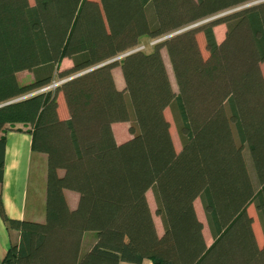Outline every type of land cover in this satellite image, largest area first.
Listing matches in <instances>:
<instances>
[{"label":"trees","instance_id":"obj_1","mask_svg":"<svg viewBox=\"0 0 264 264\" xmlns=\"http://www.w3.org/2000/svg\"><path fill=\"white\" fill-rule=\"evenodd\" d=\"M252 1L0 0V183L7 130L30 133L32 149L47 157L43 222L8 217L0 194V217L20 233L2 264H264V245L248 213L253 204L264 238V1L233 10ZM229 10L149 52L97 66L144 37H164ZM219 24H225L221 42L213 31ZM64 58L72 65L60 69ZM116 65L123 89L112 76ZM55 66L66 79L95 68L27 94L50 84ZM20 71L31 72L33 80L19 83ZM63 101L67 118L59 111ZM166 108L179 122V151ZM114 122H128L129 139L116 143ZM66 189L78 193L75 208ZM86 231L95 241L81 253Z\"/></svg>","mask_w":264,"mask_h":264},{"label":"crops","instance_id":"obj_2","mask_svg":"<svg viewBox=\"0 0 264 264\" xmlns=\"http://www.w3.org/2000/svg\"><path fill=\"white\" fill-rule=\"evenodd\" d=\"M215 30L218 32L224 30L223 24L217 25L214 28V32ZM215 37L218 42L217 32ZM62 62V69L72 65V61L68 58H64ZM112 76L116 87L123 89L125 84L119 65L112 68ZM62 116L67 118V112H63ZM128 125V122H114L111 124L116 143L124 142L130 138L126 130ZM21 128L25 130L29 127L22 125ZM5 137L3 176L0 183V194L4 211L8 217L13 219L43 222L45 220L46 200V154L32 149V137L27 131L7 130ZM64 194L69 206L75 208L78 201V193L66 189ZM146 198L152 212L156 231L158 235H161L163 233V225L160 217L157 215L156 219L153 213V209H156V201L152 189L146 191ZM196 199L194 200V208L199 219V210L195 205ZM19 235L18 230H8L0 217V264H2L10 243L18 241ZM94 241V232H84L80 252L84 253L87 251ZM120 264H152V262L149 259H144L140 263L121 262Z\"/></svg>","mask_w":264,"mask_h":264},{"label":"rangeland","instance_id":"obj_3","mask_svg":"<svg viewBox=\"0 0 264 264\" xmlns=\"http://www.w3.org/2000/svg\"><path fill=\"white\" fill-rule=\"evenodd\" d=\"M29 3L33 4V0H29ZM229 11H224V12L219 13L217 15H214V16H212L210 18H207V19H205V20H203L201 22H198V23L194 24L193 27L198 26L199 24H201L203 22H206V21H209L211 19L217 18V17H219L221 15H224V14L228 13ZM216 26L214 28H216ZM223 26H224V30H221V31L219 30L220 32L215 30V32H214V35L217 32V37H219L218 42H221V40L224 38L225 24H223ZM214 28H213V31H214ZM164 37L155 38V39H150L148 37H144V38H142L139 41L138 45L135 46L132 49H135V48H138L139 46H141V47H143V51L149 52V51H151L153 45L155 43L159 42V41L164 40ZM196 37H197V41L200 43V49H201L202 56L204 58H206L207 57V51L204 49L205 47H204V43H203L204 41H203L202 33H198L196 35ZM123 53H125V52H123ZM123 53L117 55L116 57H114L112 59H116L117 61H119L122 58L120 56ZM161 54L163 56L164 63L166 65V69L168 71V74H169V77L171 79L172 85H173L174 89L177 90L175 82H174L173 73H172L170 62H169V58H168L166 50L164 48L161 49ZM62 61H61V64H60V68L61 69L63 67V62ZM261 71H262L263 76H264V63L261 64ZM59 79H63V78H59L57 76V74H56V66H55L54 76H53L52 81L50 82V84H52L53 82H56ZM17 80L21 84H26V83H28V82L33 80V74L31 72H28V71H20V72L17 73ZM55 87H53L52 89H54ZM34 92L35 91H32V92L27 93V94H31V93H34ZM63 108L66 109L64 101H63L62 104L59 105V111L62 114H63V112H65V110H62ZM164 115H165V118L168 120L169 125H170L169 131H170V134H171V138H172L175 150L179 151L181 149V146H182L181 137H180V134L178 132V123L179 122L177 121V119L173 115V113H172L170 108H166L165 109ZM21 126H22V124H19V123L16 124V127H20L21 128ZM126 130H127L128 136H130L128 128ZM244 156H245L246 163L248 165V169H249L250 175L252 176L253 183L255 184V186H257L258 182H257V179L255 177V173H254V169H253V166H252L250 154H249V151H248L247 148L244 150ZM70 202H71V199H70ZM195 205H196V208L199 210V219L202 221V224H203V234H204L205 242H206L207 245H209L212 242V237H211V235L209 233V230H208V227H207V224H206V220H205L204 211H203V208H202V205H201V202H200L199 199H196ZM154 210L155 209H153V213H154L155 218L157 219V215L155 214ZM248 213L253 217V230H254L257 242H258L259 246H263L264 245V238H263L262 230H261V227H260V224H259V221H258V218H257V215H256V212H255L253 204L249 205Z\"/></svg>","mask_w":264,"mask_h":264},{"label":"water","instance_id":"obj_4","mask_svg":"<svg viewBox=\"0 0 264 264\" xmlns=\"http://www.w3.org/2000/svg\"><path fill=\"white\" fill-rule=\"evenodd\" d=\"M261 1H264V0L252 1V2H249V3H247V4H245V5H242V6L238 7V8H236V9H233V10H237V9H240V8H243V7H246V6H250V5H253V4L259 3V2H261ZM233 10H230V11H233ZM230 11H229V12H230ZM193 25H194V24H193ZM193 25H190V26H188V27H186V28H184V29H181V30L175 31V32H173V33H171V34H169V35H166V36L164 37V39H166V38H168V37H170V36H172V35H174V34H177V33L181 32V31H183V30H185V29L191 28V27H193ZM131 52H134V50L126 52V53L124 54V56L127 55V54H129V53H131ZM114 60H116V59H110V60H108V61H105L104 63H101L100 65H97V66H101V65H104V64L110 63V62H112V61H114ZM93 68H95V67H91V68H89V69H87V70H85V71H82V72H80V73L74 74V75L70 76L69 78H67L66 80H68V79H70V78H72V77H75V76H77V75H79V74H82V73H84V72H86V71H88V70H91V69H93ZM25 96H27V95H25ZM25 96H24V97H25ZM21 98H22V97H21Z\"/></svg>","mask_w":264,"mask_h":264},{"label":"built area","instance_id":"obj_5","mask_svg":"<svg viewBox=\"0 0 264 264\" xmlns=\"http://www.w3.org/2000/svg\"><path fill=\"white\" fill-rule=\"evenodd\" d=\"M132 50H134V51H137V50H143V47L139 46L138 48L131 49V50H129V51H132ZM126 52H128V51H126ZM126 52H125V53H126ZM125 53H123L120 57H124V54H125ZM65 80H66V78L59 79V80H57L56 82H53L52 84H48V85H45V86L41 87L39 90H37V91H35V92H41V91H48V90H51L53 87L58 86L59 84H61V83L64 82Z\"/></svg>","mask_w":264,"mask_h":264}]
</instances>
